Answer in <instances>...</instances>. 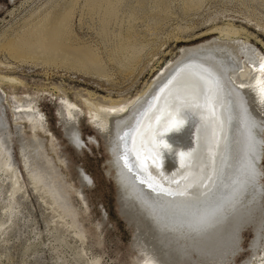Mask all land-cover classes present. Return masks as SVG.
Here are the masks:
<instances>
[{
    "label": "rangeland",
    "instance_id": "obj_1",
    "mask_svg": "<svg viewBox=\"0 0 264 264\" xmlns=\"http://www.w3.org/2000/svg\"><path fill=\"white\" fill-rule=\"evenodd\" d=\"M56 14H67L63 41L84 49L91 59L87 65L78 63L77 54L17 60L2 48ZM212 40L245 42L264 59V0H0V117L20 186L11 195V179L0 172V264L147 262L120 213L110 155L93 114L129 107L184 48ZM26 102L35 125L19 114ZM62 102L79 112V148L64 133ZM33 134L43 142L52 182L63 197L56 206L30 183L21 162L20 138ZM78 169L89 178L86 185H80ZM259 170L264 189V129ZM261 207L264 212V192ZM254 238L248 224L226 264H264V239L253 247Z\"/></svg>",
    "mask_w": 264,
    "mask_h": 264
},
{
    "label": "bare ground",
    "instance_id": "obj_2",
    "mask_svg": "<svg viewBox=\"0 0 264 264\" xmlns=\"http://www.w3.org/2000/svg\"><path fill=\"white\" fill-rule=\"evenodd\" d=\"M67 14L54 15L46 25L9 39L2 48L17 60L48 61L77 54L78 63L87 65L89 54L63 41ZM227 33L225 37H231ZM159 75L129 107L93 114L110 155L109 175L116 183L120 212L132 224L133 244L146 257L145 264H226L239 250L241 231L248 224L255 236L253 247L264 239V189L259 170L264 59L245 42L212 40L184 48L179 59L168 62ZM60 106L64 133L79 148V112L64 102ZM23 108L19 114L35 125L27 102ZM176 113L185 118V124L178 132L162 131L169 150L157 155L149 140L154 139L159 123L170 115L175 118ZM1 118L0 172L11 179L13 195L20 189L19 179L5 132L7 124ZM134 138L139 163L133 153ZM18 146L30 183L44 189L56 206L62 196L52 182L53 167L46 160L42 140L33 134L27 141L20 138ZM181 151L192 153L187 165L181 163ZM146 152H152L155 160ZM79 180L81 186L90 181L83 171ZM5 210L9 213L11 207L7 204Z\"/></svg>",
    "mask_w": 264,
    "mask_h": 264
},
{
    "label": "snow or ice",
    "instance_id": "obj_3",
    "mask_svg": "<svg viewBox=\"0 0 264 264\" xmlns=\"http://www.w3.org/2000/svg\"><path fill=\"white\" fill-rule=\"evenodd\" d=\"M185 124V118L180 115L179 113L175 114V118H173L172 115L168 116L164 121L160 122L156 133L154 135V139L149 140V145L151 146L153 152H155L157 155L162 150H169V145L165 142L163 139L162 131L163 132H172V131H180ZM136 135H139V132H136ZM133 153L135 155V158L137 162H140V154L135 149V138L133 139ZM148 157L155 160V157H153L152 152H146L145 153ZM179 158L181 160V163L183 165H187V162L191 160L192 153L191 152H179L178 153Z\"/></svg>",
    "mask_w": 264,
    "mask_h": 264
},
{
    "label": "water",
    "instance_id": "obj_4",
    "mask_svg": "<svg viewBox=\"0 0 264 264\" xmlns=\"http://www.w3.org/2000/svg\"><path fill=\"white\" fill-rule=\"evenodd\" d=\"M118 204H119V203H118ZM120 213H121V212H120ZM121 215L125 218V220L127 221V223H128L129 225L132 226L131 222L128 221V218L124 215V213H123V214L121 213Z\"/></svg>",
    "mask_w": 264,
    "mask_h": 264
}]
</instances>
